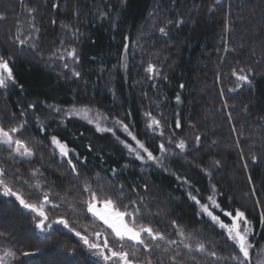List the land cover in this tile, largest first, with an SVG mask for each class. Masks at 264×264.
Segmentation results:
<instances>
[{"label":"trees","instance_id":"1","mask_svg":"<svg viewBox=\"0 0 264 264\" xmlns=\"http://www.w3.org/2000/svg\"><path fill=\"white\" fill-rule=\"evenodd\" d=\"M52 4H58L59 8L54 9ZM28 8L35 10L38 51L11 55L0 35L1 52L13 57L11 67L17 80L16 86L0 90V117L6 125L19 123V119L8 120L13 112L19 116L28 104L36 103V109L28 112L30 126L23 138L43 139L34 123V117L39 116L49 135L58 133L81 158H87L86 166L80 168L82 175L101 172L107 176L101 169H122L115 183H123L126 191L134 183L147 184V191L141 187L139 195L147 202L145 212L159 213L149 217L157 221L154 227L164 230L176 219L187 225L189 231H199L200 239L218 242L219 253L227 255L233 249L227 246L218 229L213 231L210 225L197 221V206L188 198L192 192L203 201L210 194V185L215 184L223 193L217 197L221 205L229 210L237 207L245 210L258 234L255 245L264 243V226L259 222L262 209L255 202L258 199L264 202V0H222L219 4L217 0H0V14L5 20L26 16L32 22ZM100 12L110 15L100 18ZM180 20L183 23H177ZM113 22L116 28L112 27ZM160 27H165L167 35H161ZM76 30L78 39L72 35ZM124 36L130 37L127 53L122 43ZM61 40L75 47L79 54L80 62L75 65V70L81 73L79 79L72 78L68 70L52 68L42 58L43 53L60 48ZM123 55L128 58L127 68L120 66ZM149 61L160 69L155 81L149 80L145 72ZM233 68L254 69L251 85L236 89V78L231 75ZM74 103L95 105L124 119L139 139L151 140L149 147L156 148V154L160 139L146 130L144 113L162 116L165 140L175 132L187 142V153L170 157L177 173L135 160L110 133H97L93 126L78 118L60 124L61 117L45 106L56 104L66 108ZM177 118L182 122V130L168 127ZM196 135L202 138L198 151ZM253 154L259 157L258 162L251 160ZM6 155L7 149H0V158ZM217 160L219 168L212 166V161ZM41 163L47 169L43 177L50 182L54 194L63 195L72 185L81 183L71 177L59 156L51 155L47 143L19 171L27 176L30 169ZM124 165L128 167L124 169ZM196 165L210 168L212 176ZM184 178L190 180L191 187L183 183ZM253 188L256 196L245 195ZM16 189L29 202L37 199L26 187L17 185ZM136 198L133 194L124 203ZM49 212L53 219L63 214L61 210ZM31 216L13 200L0 198V244L11 245L20 252L41 249V255L26 258L28 264H54V254L60 259H71L73 264H89L93 259L81 251L77 238L61 227L54 226L50 235L35 232ZM73 219L89 224L90 230H98L82 217ZM72 249L76 254L69 257Z\"/></svg>","mask_w":264,"mask_h":264},{"label":"snow or ice","instance_id":"2","mask_svg":"<svg viewBox=\"0 0 264 264\" xmlns=\"http://www.w3.org/2000/svg\"><path fill=\"white\" fill-rule=\"evenodd\" d=\"M219 3L220 0H217V4ZM52 7L57 9L59 5L52 4ZM27 11L32 16V22L29 23L27 32L22 34L18 28L16 35L10 39L15 45L21 48L28 47L35 52L38 51L39 29L35 27V10L28 8ZM209 11H213V8H210ZM109 15V12L99 13L100 18ZM5 18L3 14H0V19ZM177 23H183V21L180 20ZM63 27L67 28L68 26L64 25ZM112 27L116 28L115 22L112 23ZM229 30V21L226 19L225 31ZM159 32L161 35H167L165 27H160ZM72 35L78 39V30ZM122 43L124 52L127 53L130 47V37L124 36ZM60 44L61 47L54 50L48 59L59 61L64 70L71 72L72 78L79 79L81 73L75 70V65L80 62L76 48H65L64 40H61ZM225 50L227 51V48ZM127 60V55H123L120 66L127 68ZM12 61L13 57L0 54V89L6 90L10 85L16 86L17 84L11 67ZM69 62H71V67ZM145 72L147 78L152 81L160 76V69L151 61L147 63ZM254 74L252 68H233L231 75L236 78V89L245 84L251 85L250 77ZM217 78L219 79V76ZM20 88L23 90L22 85ZM236 89H229V91ZM176 101L180 102L179 95L176 96ZM45 106L51 113L61 117L60 124L73 116L81 117L87 120L88 124H94L97 133H110L128 156L134 157L135 160L141 161L143 164L151 162L164 171H169L165 167L168 157L187 153L186 140L177 137L175 132L165 140V125L161 122L163 117L157 118L150 111L144 113L147 120L145 127L153 136L160 139L157 146L158 154H156V148L149 147L151 140L139 139L133 131L132 125L125 123L124 119L110 118L106 115L101 117L98 112L93 113L92 108L88 105L78 107L74 103L69 108H62L56 104H46ZM36 107V103H30L27 110L19 112V116L13 112L8 120L19 119L20 121L13 126H7L4 123V118L0 117V149H7V155L0 158V198L11 199L21 209L31 213V225L35 232L50 235L55 230L54 226L67 230L80 242L81 251L93 258L89 260V264H264V248L259 250L256 258H253L252 255L256 247L252 241L255 230L253 222L248 219L247 212L239 207L231 210L224 208L217 199V197H222L223 193L215 184L210 185V194L203 201L192 192L188 193V198L197 206L195 213L197 221L210 225L213 231L219 229L227 246L233 249L227 255L219 253L218 242L200 239L199 231H189L187 225H181L176 219L171 220L170 225L166 226L164 230L154 227L157 221L149 217L159 215V213L145 212L147 202L144 197L139 195L141 187L147 191V184L141 186L134 183L130 186V191H126L123 183H115V177L121 174L122 169L116 167H111L110 170L101 169L102 172L108 173L107 176H102L101 172H96L94 175L87 173L82 175L80 168L86 166L87 158H81L79 152L75 148L69 147L68 142L58 133L49 135L45 122L39 116L35 117L36 130L41 133L43 139L37 141L35 138H22L24 131L30 126L28 112L34 111ZM225 107H227L226 104ZM128 115L131 116V112ZM108 123H111L112 127L107 126ZM168 127L182 130L183 125L177 118L175 124L168 125ZM233 131H236L234 127ZM118 133H122L124 138H121ZM82 135L83 133H81ZM201 139L200 135H196L195 148L197 151L200 148ZM45 143H47L51 155L59 156L60 162L66 164L71 177L81 181L79 185H72L63 195L53 193L50 182L43 177V171L47 169L42 163L30 169L27 176L19 171L23 163L31 162L35 158L36 151ZM237 146H239V141H237ZM87 147L91 150L90 144ZM176 150H179V153ZM251 160L258 162L259 157L253 154ZM196 166L200 168L201 172L209 177L212 176L210 168ZM212 166L219 168L220 161H212ZM127 167V165L123 166L124 169ZM11 169L16 170L10 171ZM64 178L62 174L61 179ZM177 179L180 177L178 176ZM249 182L252 183L251 177H249ZM183 183L191 187L189 179L184 178ZM17 185L21 188H28L29 194H35L37 199L34 202H29V198L22 191L16 189ZM133 194L137 198L130 199L125 204V198ZM245 195L256 196V189L253 188L250 193ZM256 206L262 209L259 222L261 226H264V202L258 199ZM49 209L61 210L63 214L56 215L53 219ZM73 217H82L84 220L90 221L91 227L98 230H90L89 224H80ZM225 218L230 220V223H226ZM171 235H174L175 238H170ZM41 254L42 250L38 248L20 252L11 245L0 244V264H28L26 258ZM75 254L76 250L72 249L68 256L74 257ZM59 256H63V254L60 253ZM53 261L54 264H73L71 259L67 257L60 259L56 254L53 255Z\"/></svg>","mask_w":264,"mask_h":264},{"label":"rangeland","instance_id":"3","mask_svg":"<svg viewBox=\"0 0 264 264\" xmlns=\"http://www.w3.org/2000/svg\"><path fill=\"white\" fill-rule=\"evenodd\" d=\"M220 1H222V0H220ZM29 23H31V22H30V20L27 19L26 16H19V18L17 20H15V21L14 20H5V19L3 20V19H0V35H1L2 39H3V41H5L4 42L5 45L10 49L11 55L28 54V52H31V49L30 48H28V47L21 48L20 46L15 45L11 41V39H10V37L16 35L18 28L21 30L22 34L23 33H26L27 30H28ZM65 48H70V45L65 44ZM56 49H58V48L57 47H54L52 50L54 51ZM0 54H2L1 49H0ZM51 54H52V51H48L47 53H43L44 57L43 56L42 57H43L45 63H47L52 68H54V69H56L58 71L64 70L63 67H62V64L59 61L49 60L48 59V57ZM69 63H70V67H71L72 66L71 65V62H69ZM10 87H11V85L8 87V89ZM0 90H3V89H0ZM71 106H69V107H71ZM77 106L79 107V106H82V105H77ZM88 106H90L92 108L93 113L98 112L101 117H103L105 115L108 116V117H110V118L114 117V116H111L110 114H108L104 109H102V108H100L98 106H95V105H88ZM69 107H66V108H69ZM35 117H34V119H35ZM59 118H60V116H59ZM71 118H78V119H80L83 122H85V123L88 124L87 120L82 119L81 117L73 116ZM89 125H91V126H93L95 128V125L94 124H89ZM10 126H12V125H10ZM107 126L112 127V124L111 123H108ZM118 135H121V138H124V135L122 133H118ZM171 161L172 160L170 159V157H168L166 159V161H165V167L168 168L169 171H171V172H173L175 174L177 172L173 168V164L171 163ZM148 164H151V162H149ZM151 165L154 166V167H156L154 164H151ZM156 168H158V167H156ZM158 169H161V168H158ZM161 170H163V169H161ZM225 222L226 223H230V220H228V219L225 218ZM257 235H258L257 232H255V235L252 237V241H253L254 244L256 243ZM255 246L256 247H255V249L253 250V253H252L253 258H256V256L259 253V250L261 248H264V243H262V244H260L258 246L257 245H255Z\"/></svg>","mask_w":264,"mask_h":264}]
</instances>
